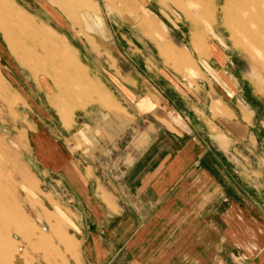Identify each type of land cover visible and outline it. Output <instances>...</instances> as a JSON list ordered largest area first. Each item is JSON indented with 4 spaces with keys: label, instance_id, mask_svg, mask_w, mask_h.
Returning a JSON list of instances; mask_svg holds the SVG:
<instances>
[{
    "label": "rangeland",
    "instance_id": "rangeland-1",
    "mask_svg": "<svg viewBox=\"0 0 264 264\" xmlns=\"http://www.w3.org/2000/svg\"><path fill=\"white\" fill-rule=\"evenodd\" d=\"M0 88V241L6 257L15 244L24 260L63 264L45 215L72 232L65 185L41 172L36 137L67 139L91 104L118 106L127 125L138 111L126 89L194 110L201 132L221 100L264 121V0H0Z\"/></svg>",
    "mask_w": 264,
    "mask_h": 264
},
{
    "label": "crops",
    "instance_id": "crops-1",
    "mask_svg": "<svg viewBox=\"0 0 264 264\" xmlns=\"http://www.w3.org/2000/svg\"><path fill=\"white\" fill-rule=\"evenodd\" d=\"M136 92H122L138 111L127 125L118 106L91 104L82 123L64 128L67 139L34 141L41 172L65 185L58 206L72 232L45 215L65 253L58 261L264 264V133L254 126L263 119L240 100L235 108L221 100L213 128L201 132L194 110ZM2 244L0 264L43 262L24 260L15 244L6 257Z\"/></svg>",
    "mask_w": 264,
    "mask_h": 264
},
{
    "label": "bare ground",
    "instance_id": "bare-ground-1",
    "mask_svg": "<svg viewBox=\"0 0 264 264\" xmlns=\"http://www.w3.org/2000/svg\"><path fill=\"white\" fill-rule=\"evenodd\" d=\"M262 42V41H261ZM254 46V45H253ZM67 50V49H66ZM1 89V88H0ZM1 92V91H0Z\"/></svg>",
    "mask_w": 264,
    "mask_h": 264
}]
</instances>
